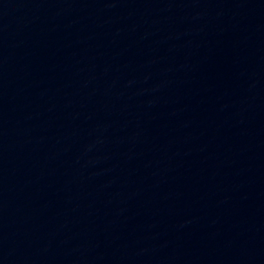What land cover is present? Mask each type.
Returning a JSON list of instances; mask_svg holds the SVG:
<instances>
[{
	"label": "water",
	"instance_id": "water-1",
	"mask_svg": "<svg viewBox=\"0 0 264 264\" xmlns=\"http://www.w3.org/2000/svg\"><path fill=\"white\" fill-rule=\"evenodd\" d=\"M0 264H51L0 168Z\"/></svg>",
	"mask_w": 264,
	"mask_h": 264
}]
</instances>
